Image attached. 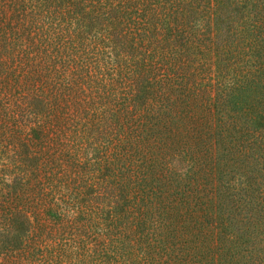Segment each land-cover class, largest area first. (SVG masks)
Here are the masks:
<instances>
[{"label":"trees","instance_id":"1","mask_svg":"<svg viewBox=\"0 0 264 264\" xmlns=\"http://www.w3.org/2000/svg\"><path fill=\"white\" fill-rule=\"evenodd\" d=\"M0 264H264V0H0Z\"/></svg>","mask_w":264,"mask_h":264}]
</instances>
